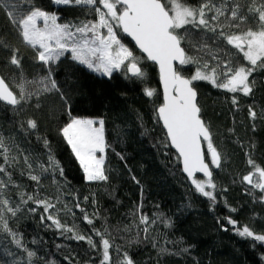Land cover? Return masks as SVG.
Returning <instances> with one entry per match:
<instances>
[{"label":"trees","instance_id":"trees-1","mask_svg":"<svg viewBox=\"0 0 264 264\" xmlns=\"http://www.w3.org/2000/svg\"><path fill=\"white\" fill-rule=\"evenodd\" d=\"M205 2L186 0L192 7ZM212 3L216 7L227 5L229 9L220 18L221 26L228 24L231 8L236 4L240 5L241 14L248 17L239 30L225 31L256 30L257 18L247 11L253 0H212ZM261 4L264 0H255V6ZM33 6L56 13L59 23L97 19L90 6L57 5L53 0H8L7 7L0 5L1 76L19 95L16 85L21 79L38 80L48 75L51 67L60 89L33 95L15 107L0 101V136L10 149V163L5 165L6 172H0V179L8 185L3 196L13 207L19 205L16 215L6 214V218L9 228L22 235L27 249L36 252L33 264H100L101 238L93 229L103 233L113 245L109 249L111 264H119L125 252L135 264H264V244L240 237L228 223L231 218L237 221L236 227L246 225L255 233L264 234V192L253 187L261 180L248 163L251 158L264 169V68H257L249 77L250 95L234 94L208 81L193 84L198 92L201 117L222 156L221 166L212 167L216 184L213 202L200 194L183 174L180 158L171 148L158 118L157 109L163 97L157 66L119 30L121 41L141 58L140 67L146 72L143 79L126 76L123 70L107 77L72 61L70 53L54 64L45 65L37 59L36 49L24 43L18 28L6 15L8 11L21 15ZM213 14L209 12L207 17L210 19ZM220 30L211 32L192 26L179 30L186 37L182 41L185 52L210 68L218 62L223 66L225 61H230L233 68L248 67L243 54L219 36ZM13 50H18L19 68L10 63ZM177 69L181 75L191 77L197 65H181ZM37 87L30 84L28 90L35 92ZM147 88L155 90L152 97L145 94ZM61 93L65 99H61ZM234 95L236 104L232 103ZM250 110L256 112L255 118L249 115ZM72 116L105 121V139L110 145L105 161L107 181L85 179L60 131ZM29 120L37 122L36 129L28 128ZM49 148L63 168V175L55 169L41 172V165L49 167ZM205 153L210 163L207 143ZM28 163L32 164V174L40 175L39 183L30 179ZM0 164H4L3 156ZM249 173H253V185L242 179ZM196 180L206 179L197 176ZM21 193L49 200L55 210L45 213L43 206L33 201L21 203ZM85 213L92 224L84 220ZM49 214L64 227L57 228L52 221L41 219ZM141 216L149 218L147 225L141 223ZM65 228H72L73 232ZM74 234L91 237L96 247H91L87 240L75 239ZM15 261L26 264V253L13 243L10 234L0 231V264Z\"/></svg>","mask_w":264,"mask_h":264},{"label":"snow or ice","instance_id":"snow-or-ice-1","mask_svg":"<svg viewBox=\"0 0 264 264\" xmlns=\"http://www.w3.org/2000/svg\"><path fill=\"white\" fill-rule=\"evenodd\" d=\"M7 3L8 0H0V5L7 7ZM53 3L64 6H90L95 11L97 19L79 23H59L60 17L56 13L35 6L21 15L14 11H8L6 15L10 18V22L18 28L24 43L36 49L37 59L45 65L54 64L65 57L66 53H70L72 61L107 77H111L116 70H123L126 76L143 79L146 72L140 67L141 58L121 42L117 31L131 36L139 49L146 54V58L159 66L160 78L164 87V103L157 109V115L163 120L171 144L178 150V158L182 159L183 170L189 177H194L197 172L203 173L206 180L193 179L192 183L200 194L215 202L216 184L212 179V169L209 163L205 162L201 141L207 142L210 163L215 168L221 166L222 156L214 147L209 127L201 118V109L196 103L197 92L193 84L195 81H208L215 87L223 88L234 94L250 95L252 93L249 77L257 68H264V4L257 7L253 0V5L247 10L257 18L256 30L247 28L238 32H230L224 29L239 30L240 25L248 20L247 16L241 14L239 4L231 8L228 24L221 26L220 18L226 16L229 9L227 5L216 7L212 0H207L199 7L188 5L186 0H53ZM209 12L214 13L210 19L207 17ZM186 26L211 32H217L220 28L219 36L228 45L242 53L249 66L233 68L230 61H225L223 66L218 62L215 67L211 68L207 63L201 65L197 57L189 56L181 46L186 37L181 36L179 30ZM204 47L207 48V45ZM17 52L18 50H13L10 63L19 68L21 61ZM177 62L179 65L196 64L195 74L191 77L181 75L177 69ZM30 84L38 85L35 92L28 90ZM16 87L19 89V95L9 87L4 77L0 76V101L18 106L33 95L39 96L47 92L60 91L57 81L52 76L51 67L48 69V75L35 81L21 79ZM145 94L152 97L155 90L147 88ZM61 99H65L63 93H61ZM232 103H237L235 95ZM249 115L255 118L256 112L250 110ZM27 125L29 129L37 128L35 120L27 121ZM104 125L105 121L102 118L72 116L60 130L81 166L85 179L89 182L108 180L105 161L106 151L110 145L105 139ZM44 143L48 146L47 140ZM0 149L3 150L0 156L4 159V164H0V172H6L5 165L10 163L8 156L10 149L5 145L2 136H0ZM27 160L28 158L25 157L26 162ZM48 160L49 167L45 168L41 165V172L55 169L63 175V168L59 161L55 160L50 148ZM248 163L259 174L261 182L253 185V173L245 175L242 178L243 181L264 192V169L256 166L251 158ZM27 167L30 170L28 173L30 179L39 183L40 175L32 174V164L28 163ZM8 176L10 178L11 174L8 173ZM133 179L135 180V177ZM136 183L139 181L137 180ZM7 187L4 180L0 179V231L10 234L13 243L18 248L24 249L26 264H33L37 256L36 252L27 249L22 243V235L13 232L8 226L6 214L15 216L19 211V205L13 207L11 202L4 198L3 191ZM20 200L24 204L33 201L37 205H42L45 213H48L49 209L55 210V205L49 200H43L27 193H21ZM76 207L79 208L80 205L77 204ZM30 211H35V209H30ZM81 211L84 210L81 209ZM232 211L236 210L232 209ZM41 219L52 221L57 228L64 227L60 220L51 214L42 215ZM140 219L145 225L149 223L147 216H141ZM84 220L89 224L93 223L87 213L84 214ZM228 223L234 227L240 237L251 238L264 244V234H257L246 225L242 228L236 227L237 221L231 218H228ZM168 225L171 226V223L168 222ZM64 230L73 232L72 228ZM93 231L101 238L102 259L100 264H111L109 249L113 245L99 230L93 229ZM145 232H147V227ZM74 238L87 240L91 247H96L91 237L74 234ZM166 251V249H161V252ZM14 264H21V262L15 261ZM119 264H135V262L125 252Z\"/></svg>","mask_w":264,"mask_h":264},{"label":"water","instance_id":"water-1","mask_svg":"<svg viewBox=\"0 0 264 264\" xmlns=\"http://www.w3.org/2000/svg\"><path fill=\"white\" fill-rule=\"evenodd\" d=\"M121 33H122V35L124 36V37H126V38H128L130 41H131V43L134 45V47L146 58V54L145 53H143V51L141 50V49H139V47L136 45V42H135V40L131 37V36H129L127 33H124V32H122L121 31ZM182 46V45H181ZM183 47V46H182ZM147 59V58H146ZM149 62H151V63H153V64H155L156 66H157V69H158V73H159V82H160V87H161V91H162V97H163V103H164V87H163V82H162V80H161V78H160V70H159V66H158V64L157 63H155V62H153V61H151V60H149V59H147ZM178 66H181V65H179L178 64V62H177V67ZM0 76H1V74H0ZM6 82V81H5ZM7 83V82H6ZM196 92H197V90H196ZM2 103H4V104H6V105H9V104H7V103H5V102H3V101H1ZM162 103V104H163ZM196 103L198 104V92H197V97H196ZM9 106H12V105H9ZM199 106V105H198ZM12 107H15V106H12ZM159 108V107H158ZM201 115V114H200ZM158 118H159V120H160V122H161V124H162V126H163V128H164V130H165V132H166V135H167V129L165 128V126H164V124H163V120L158 116ZM202 118V117H201ZM203 119V118H202ZM167 138H168V136H167ZM168 141H169V144H170V146H171V148L177 153V155L179 156V153H178V150L171 144V142H170V139L168 138ZM207 142L206 141H201V148H202V153H203V156H204V159H205V162L206 163H209L208 161H207V158H206V153H205V144H206ZM180 164H181V168H182V172H183V174L187 177V179L189 180V182L191 183V185H193V183H192V180L193 179H196V177L197 176H201V177H203L204 179H207L205 176H204V174L203 173H199V172H197L195 175H194V177H189L188 176V174L183 170V162H182V159H180ZM209 167L212 169V178H213V168H212V165L209 163ZM194 186V185H193Z\"/></svg>","mask_w":264,"mask_h":264},{"label":"rangeland","instance_id":"rangeland-1","mask_svg":"<svg viewBox=\"0 0 264 264\" xmlns=\"http://www.w3.org/2000/svg\"><path fill=\"white\" fill-rule=\"evenodd\" d=\"M41 26H42V24H41ZM117 36L119 37V35H118V31H117ZM120 39V38H119ZM121 40V39H120ZM122 42V41H121ZM123 43V42H122ZM124 44V43H123ZM125 45V44H124ZM128 47V46H127ZM90 118V117H89ZM94 119H96V118H94ZM98 155H99V153H98ZM210 161V160H209ZM212 167H213V165H212Z\"/></svg>","mask_w":264,"mask_h":264}]
</instances>
